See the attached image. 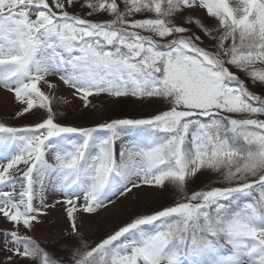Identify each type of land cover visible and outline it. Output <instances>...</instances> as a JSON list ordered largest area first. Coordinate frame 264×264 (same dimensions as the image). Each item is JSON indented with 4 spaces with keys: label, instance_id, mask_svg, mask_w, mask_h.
I'll use <instances>...</instances> for the list:
<instances>
[{
    "label": "snow or ice",
    "instance_id": "1",
    "mask_svg": "<svg viewBox=\"0 0 264 264\" xmlns=\"http://www.w3.org/2000/svg\"><path fill=\"white\" fill-rule=\"evenodd\" d=\"M49 78L162 107L66 125ZM0 89L34 118L0 122V264H264V0H0ZM144 187L174 200L83 242L78 214ZM56 204L64 256L30 234Z\"/></svg>",
    "mask_w": 264,
    "mask_h": 264
},
{
    "label": "rangeland",
    "instance_id": "2",
    "mask_svg": "<svg viewBox=\"0 0 264 264\" xmlns=\"http://www.w3.org/2000/svg\"><path fill=\"white\" fill-rule=\"evenodd\" d=\"M50 80L55 84V87L49 89L47 85H42V90L53 97V109L58 113L60 121L70 126H75V123L79 122L81 124L79 126L92 127L112 119L147 118L162 107L161 105L138 102L116 104L107 97L100 96L89 98L91 104L89 108H84L83 102L74 95L73 89L63 85L58 79L51 78ZM17 108L18 104L13 94L0 89V122L11 126H24L33 122L34 118L31 117L29 119L14 118ZM129 139L132 138H126V142ZM211 183H214V180L202 176L191 183L189 187L190 189H200ZM133 193H129L127 197H122L120 201H117L118 207L112 208V210L100 209L95 214H78L84 217L78 220L83 242L94 246L107 234L123 226L134 215L147 214L162 205L166 206L172 203L174 200L171 190L161 191L144 187L139 190L133 189ZM48 202L55 203L51 194ZM109 207L111 208V206ZM46 211L47 215L41 218L42 223L37 224L30 234L42 247L55 250L58 255L64 256V240L69 227L64 206L56 204L55 207L47 208ZM8 227L9 225L0 220V229ZM2 259L3 253H0V260Z\"/></svg>",
    "mask_w": 264,
    "mask_h": 264
},
{
    "label": "trees",
    "instance_id": "3",
    "mask_svg": "<svg viewBox=\"0 0 264 264\" xmlns=\"http://www.w3.org/2000/svg\"><path fill=\"white\" fill-rule=\"evenodd\" d=\"M97 120H99V119H97ZM97 120H96V121H97ZM79 125H81V124H79V122L75 123V126H79Z\"/></svg>",
    "mask_w": 264,
    "mask_h": 264
},
{
    "label": "bare ground",
    "instance_id": "4",
    "mask_svg": "<svg viewBox=\"0 0 264 264\" xmlns=\"http://www.w3.org/2000/svg\"><path fill=\"white\" fill-rule=\"evenodd\" d=\"M49 79H51V78H49Z\"/></svg>",
    "mask_w": 264,
    "mask_h": 264
}]
</instances>
